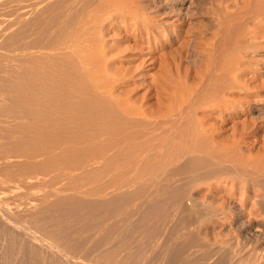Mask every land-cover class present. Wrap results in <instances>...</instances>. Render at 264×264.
Instances as JSON below:
<instances>
[{"label":"bare ground","instance_id":"obj_1","mask_svg":"<svg viewBox=\"0 0 264 264\" xmlns=\"http://www.w3.org/2000/svg\"><path fill=\"white\" fill-rule=\"evenodd\" d=\"M76 2L0 0L1 256H11L12 244L18 242L17 256H12L19 258L15 261L19 264H144L146 252L151 250L156 255L150 264H184L190 242L197 240L188 224L193 222L195 226L194 221L204 210L199 209L202 204L190 198L192 193L182 181L187 177L210 181L211 177L228 175L243 186L264 191V172L215 160L209 150L218 144L217 119L213 120L216 128L211 126L212 134L205 127L208 123L202 122L203 130L199 131L201 126L197 129L199 125L193 124L191 116L206 101L202 100L204 85V91L199 87L203 83L193 85L197 90L192 89L195 98L192 93V99L187 95L182 102L185 106H179L178 111L159 106L161 93L167 98L171 97L170 90L176 91L170 82L139 96V83L133 78L139 66H112L119 64V57L129 50L128 56L137 61L138 45L122 48L113 44L107 49V25L96 17V11L101 10L96 9L105 7L99 4L96 9L93 7L96 11L92 10V14L89 11L83 16L85 11L76 10ZM248 10L246 14L255 20L264 16L262 3ZM230 24L225 27L231 28ZM144 32L131 38L139 42ZM225 35L223 40L228 37ZM218 52L217 55L223 53ZM217 72L216 68L212 70V74ZM205 84L206 89L209 83ZM153 91L160 98L145 107L146 98ZM165 101L170 98L162 102ZM213 105L212 114H217L221 105ZM103 178L106 182L101 181ZM250 200L248 196L241 204ZM253 205L264 213V197L254 198ZM207 208L212 207L206 205ZM201 244L204 243L200 241ZM238 244L236 264H264L262 251L255 253L254 247ZM207 250L204 254L209 256ZM222 254L219 252V258L212 259L211 253V259L205 257V261L194 264H223L220 258L227 254ZM244 255L249 262H244Z\"/></svg>","mask_w":264,"mask_h":264},{"label":"rangeland","instance_id":"obj_2","mask_svg":"<svg viewBox=\"0 0 264 264\" xmlns=\"http://www.w3.org/2000/svg\"><path fill=\"white\" fill-rule=\"evenodd\" d=\"M79 1L83 6L78 3ZM85 1L87 2V0H78V2L75 3V8L81 13L85 11L83 16H87V13L92 14L94 11L101 9L100 11H96L97 13H100H98L100 17L96 12L95 13L96 17L103 20L107 25L106 29L109 31L106 35L107 39L105 37L107 49H110L113 44H115L114 46H121L122 48H125L126 46L138 45V55H135L137 61H134V57L128 56L130 55V50L128 49V54L126 53V55L119 57V64L113 63L112 66L116 68L117 66L120 68L139 66V70L135 72L133 77L134 80L139 83V96L144 94L147 95L150 92V89H153L154 86L155 88L159 86L158 88L162 89V85L170 82L175 86L176 91L170 90L171 97L169 96L167 98L166 94L161 93L159 106L163 107V110L170 109L176 111L177 109L178 111V109L181 108L179 106H185V104L182 102L187 98V95L189 99H192L190 96L192 93V97L195 98L194 93L197 90L195 91L194 86H198L196 82H199V85L203 83L199 87L202 89L201 86L204 85L203 88L206 92L202 89L204 91L202 100L205 98L206 101L202 102L201 100V102L206 103H201L203 106L198 108V113H192L191 116L193 124L196 126L199 125L197 129L200 128L202 122L204 125L207 123L210 124V128L208 124V126L205 125V127H207L206 129L212 134L214 131H211L213 130L211 129V126L213 125L212 128L214 129L218 127L216 128L218 132L215 131V133H217L216 141L218 144H215L216 146H212L210 150H208L213 155L215 154L214 157L216 156L215 160H217V162H220L224 165L225 163L226 165L232 166L234 164L237 166L243 165L249 171L252 170L253 172L256 171L258 173L264 172V16H262L263 18L255 20L251 16L250 18L249 14H246L250 11L248 9L254 8V5L258 3L264 4V0H254L255 2L253 0H98L99 2L94 0L92 3L90 0H88L90 1L88 4H86ZM102 1H104L105 4H109L105 6L103 5L104 3L102 4ZM250 1H252V3ZM99 4H102V7L104 6L105 8H100L101 6L97 8ZM89 5L90 7H88ZM83 7H88L90 10L87 8L88 12L87 10L82 11L81 9H84ZM93 7L97 9L95 10ZM246 10L248 11L246 12ZM89 11L92 12L89 13ZM231 11L233 14H230ZM112 14L114 17H112ZM260 20L262 21V25L259 22ZM232 23L235 25L233 26ZM227 24H230V27L233 30L231 28L225 27ZM246 24L248 27L245 26ZM241 25L245 27L243 28ZM70 27L73 30L75 29L73 23H71ZM109 27L110 30H108ZM220 27L222 29L224 28V30H220ZM257 27H259L263 34L258 32L259 30ZM237 28L240 30H237ZM72 29L70 30L73 32ZM227 29H229V31ZM71 31L69 33L72 34ZM139 32H144V36L142 37L141 41L136 42L133 40L134 38H131V36L135 37L137 34H139ZM219 32H221V34H219ZM227 32L229 33L226 34ZM254 33L257 34V37ZM223 34H226L225 36L228 35V37H224L226 39L228 38L227 40L222 39L224 36ZM203 41H206L205 43L207 44H205ZM217 41L220 42L218 43ZM208 42L211 44V46ZM217 44H220L221 47H218ZM212 47H215L216 49ZM226 48H228L229 51ZM221 51L223 52L222 54ZM115 52L116 50L114 53ZM217 52L221 55H217ZM130 58L132 59L130 60ZM238 58L240 59L238 60ZM126 60L131 61V63H123ZM206 68L207 71L205 72ZM214 68H216V72H218L212 74V70ZM202 79H204V81ZM204 82L209 83V86L207 84L208 87H206V89V84ZM182 85H184L183 87L185 91ZM218 86L219 89L217 91ZM223 86L224 88H222ZM188 87L191 90H189ZM193 87L195 92L192 91ZM199 87H196V89H199ZM181 88L183 90H181ZM200 89L198 90L199 92L201 91ZM179 91H181V93ZM172 93L174 95H172ZM160 96H157L154 91L150 93L149 97L146 98L147 103H145V107H150V104L152 105L156 103ZM211 96H213V98H211ZM168 98H170V101L162 102L163 100H168ZM210 101L211 103L213 102L212 104L221 105L217 114H212L214 105L212 106L211 104L210 106V104H208ZM172 102L173 104H171ZM167 103L170 104L168 105ZM174 103L175 107L173 106ZM204 106V109L208 110H203ZM211 107L213 108L211 109ZM213 120L217 121L216 127H214L215 124L213 123ZM221 121L224 123L222 124ZM202 130L203 129L201 126V130L199 129V131ZM186 179H184L182 182L186 183L185 187L190 189L189 194L192 193L190 198L195 200L199 205L202 204L200 205L199 209H203L206 211V213L204 214V211L201 210L203 211L202 214L200 211L201 217L198 219L200 222L198 220L196 222L193 220L195 226L192 225L193 222L192 224L189 223L191 226L188 224V230L197 236L196 238L197 240L199 239V242L196 239V241L194 240L195 245L194 241L190 242L187 251L189 249L191 253L188 251L190 253L188 254L186 251L187 258L183 261L184 264H194L195 262L203 261L202 259L205 261V257L206 259H209L211 257V253L213 256V258L211 257L212 259H218V256H220L218 255L219 252L223 253L222 255H225V253L227 254V256H225L228 258V260L225 257L220 258V260H222L221 262H224L223 264H232L233 262V264H236L235 253L237 252L235 251H238L237 248L240 246L238 243H240L241 246L244 244L243 246L245 248H248L249 246L252 249L254 247L252 250H256L255 253L259 251L261 253L262 251L264 254V213L261 211V208L258 205H253L254 198L262 199L264 197L263 190L256 191L257 187L252 185H250L252 187H246L244 185L246 187L245 188L240 180H234V178L228 175L222 177L216 176L215 178L211 177L210 181L206 178L205 181L204 179L193 180L189 177ZM101 181L106 182V179L103 178ZM193 182L195 184H193ZM233 183H236V187ZM229 194H231V196ZM247 195L251 196V200L245 204H241L243 203L241 200L247 198ZM242 196H244V198ZM206 205L207 207H212V210L207 208L210 210L208 212L209 215L207 214V209H205ZM1 234L3 235V232L0 230V242H2L4 238V235L2 236ZM200 241L201 243H204L201 245L205 251L209 248L207 250V254L210 253L209 256L205 255L206 252H204V250L202 252L201 245H199ZM17 244H12L13 248L10 245L12 248L11 254H14V256H17L18 253ZM204 246H207V248ZM149 247L151 248V246ZM192 247L194 249L191 250ZM211 249H214L213 251L218 254L211 252ZM151 251L146 252V256L144 255L146 259L144 264H150L152 260L154 261L156 252L152 253ZM12 255L10 256L8 253L6 256L2 255L4 257L3 258L0 253V264H13L15 261H19V258L16 259V257ZM222 255L221 257H223ZM232 258L234 260H232ZM246 258L248 257L244 255V262H249ZM167 263L170 264L169 261H165V264ZM14 264H19V262H15Z\"/></svg>","mask_w":264,"mask_h":264}]
</instances>
